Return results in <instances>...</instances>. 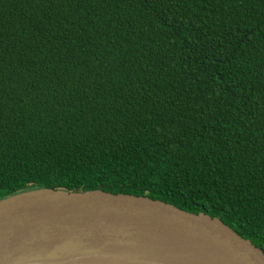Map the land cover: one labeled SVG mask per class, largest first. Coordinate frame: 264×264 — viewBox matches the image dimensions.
<instances>
[{
	"label": "trees",
	"instance_id": "16d2710c",
	"mask_svg": "<svg viewBox=\"0 0 264 264\" xmlns=\"http://www.w3.org/2000/svg\"><path fill=\"white\" fill-rule=\"evenodd\" d=\"M103 189L264 252V0H0V199Z\"/></svg>",
	"mask_w": 264,
	"mask_h": 264
},
{
	"label": "water",
	"instance_id": "95a60500",
	"mask_svg": "<svg viewBox=\"0 0 264 264\" xmlns=\"http://www.w3.org/2000/svg\"><path fill=\"white\" fill-rule=\"evenodd\" d=\"M0 264H264V252L150 196L36 187L0 199Z\"/></svg>",
	"mask_w": 264,
	"mask_h": 264
}]
</instances>
